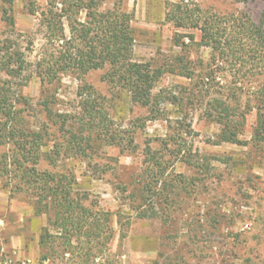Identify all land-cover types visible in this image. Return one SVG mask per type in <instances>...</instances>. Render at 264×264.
Here are the masks:
<instances>
[{
	"label": "trees",
	"instance_id": "trees-1",
	"mask_svg": "<svg viewBox=\"0 0 264 264\" xmlns=\"http://www.w3.org/2000/svg\"><path fill=\"white\" fill-rule=\"evenodd\" d=\"M105 1L47 0L40 12L50 48L34 64L35 74L48 88L63 73L84 79L91 70L107 66L103 80L114 92L126 93L132 104L147 107L151 114H160L166 97L180 108L183 118L177 119L174 134L156 140L158 147L147 143L139 176L122 185L126 203L137 217L158 218L168 223L180 207L178 197L187 181L202 183L213 169L208 158L196 156L186 141L185 134L191 132L186 117L195 105H200L207 119L220 125L217 144H241L247 115L256 106L257 118L248 144L257 151L264 149V12L260 23H256L246 13L219 15L189 0L167 2L165 21L174 26L173 43L183 52L174 56L175 62L170 65L165 62L154 65L133 60L132 14L123 10L122 0H115L111 8L103 9ZM29 10L33 15L38 11L34 6ZM82 11L86 12L84 20L79 19ZM7 19L13 24L11 16ZM13 46L7 40L0 43V145L12 146V152L3 155L0 170L14 180L12 186L16 191L34 196L39 214L48 215L41 246L64 253L77 250L88 260L106 251L115 234L113 217L118 214L87 205L88 197L77 191L76 177L71 171L41 170L39 165L45 160L57 168L67 158L90 162L102 144L133 151L138 144L133 131L114 127L107 99L85 82L79 87L80 110L76 114L56 113L52 106L55 94L43 90L46 96L40 112L45 120L39 119L37 128L28 125L26 111L32 105L17 88L24 82L27 60ZM194 46L211 50L204 73L197 72V62L189 56ZM222 67L230 70L236 83L255 77L253 89L235 87L250 94L244 109L230 105L222 96L210 94ZM166 72L187 78L192 88L183 87L176 93L171 90L167 95L157 93V85ZM50 142L51 149L42 151ZM178 161L194 167L197 174L175 173ZM10 166L12 169H8Z\"/></svg>",
	"mask_w": 264,
	"mask_h": 264
},
{
	"label": "rangeland",
	"instance_id": "rangeland-1",
	"mask_svg": "<svg viewBox=\"0 0 264 264\" xmlns=\"http://www.w3.org/2000/svg\"><path fill=\"white\" fill-rule=\"evenodd\" d=\"M177 1L122 0L123 10L132 14L134 61L170 65L174 56L183 52L173 43L174 26L165 21L166 3ZM189 1L219 15L246 13L256 23H260L264 12V0ZM114 3L115 0H106L102 8H111ZM46 4L47 0H0V43L9 41L27 60L24 82L17 88L33 106L26 111L28 125L37 128L39 119L45 120L40 104L47 92L55 94L52 106L56 113L76 114L80 110L79 87L85 82L107 99L114 127L133 131L138 148L122 150L102 144L90 162L67 158L57 168L45 160L39 165L41 170L71 171L76 177L77 191L88 197L87 205L118 214L113 217L115 234L106 251L88 260L77 250L64 253L41 246L48 215L39 214L34 196L16 191L12 186L14 180L0 170V264H264V149L257 151L248 144L257 118L256 106L247 115L241 144H217L220 125L207 119L200 105H195L186 117L191 132L185 137L196 156L208 158L213 167L211 174L202 183L187 181L178 197L180 207L173 213L171 222L139 218L126 203L122 185L139 176L147 143L158 147L156 140L174 134L177 119L183 118L181 110L166 97L160 114H151L147 107L132 104L126 93L114 92L103 80L107 66L91 70L84 79L63 73L48 88L43 86L35 74L34 64L50 48L46 29L41 25L40 11ZM33 6L38 10L35 15L29 10ZM7 16H11L13 24ZM85 16L86 12L82 11L79 19L84 20ZM210 52L208 47L194 46L189 50L190 58L197 62L198 73L205 72ZM217 77L216 87L210 94L222 96L230 105L244 109L250 96L245 90L253 89L257 83L255 77L242 78V84L236 83L230 70L223 67ZM241 86L244 92L235 89ZM183 87L192 88L187 78L166 72L156 92L167 95ZM51 143L42 151L51 149ZM11 152L10 144L0 145V164H3V155ZM174 171L188 176L197 174L194 167L183 161L176 162ZM52 233L57 234L55 230Z\"/></svg>",
	"mask_w": 264,
	"mask_h": 264
}]
</instances>
